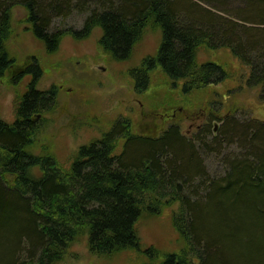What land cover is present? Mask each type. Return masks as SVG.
Returning a JSON list of instances; mask_svg holds the SVG:
<instances>
[{"label": "trees", "instance_id": "obj_1", "mask_svg": "<svg viewBox=\"0 0 264 264\" xmlns=\"http://www.w3.org/2000/svg\"><path fill=\"white\" fill-rule=\"evenodd\" d=\"M228 1L0 0V78L16 64L6 42L12 8L21 5L49 54L64 36L81 40L99 28L98 46L122 63L147 27L160 30L156 55L126 70L139 94L152 85L155 71L182 96L224 82L231 73L198 61L196 53L201 46L227 47L248 68L242 83L257 88L262 104L264 0H230L227 7ZM74 12L84 14L81 29L49 30L54 18ZM42 74L31 56L10 77L11 84L28 82L14 120L0 119V264H57L83 233L90 253L109 258L134 251L145 259L141 264H264V120L236 118L232 110L218 118L215 133L207 122L188 137L171 122L148 139L134 133L131 118L121 117L79 146L64 167L46 146L31 151L45 129L44 115L57 106L56 84L36 87ZM165 211L181 247L166 253L142 248L138 221Z\"/></svg>", "mask_w": 264, "mask_h": 264}, {"label": "rangeland", "instance_id": "obj_2", "mask_svg": "<svg viewBox=\"0 0 264 264\" xmlns=\"http://www.w3.org/2000/svg\"><path fill=\"white\" fill-rule=\"evenodd\" d=\"M229 3L230 0L225 5L228 7ZM202 6L208 8L205 4ZM213 12L219 14V10ZM83 15L74 12L67 18H54L49 30L68 27L79 30ZM26 18L21 5L12 8L11 35L6 48L16 64L0 78V119L8 123L14 120L16 105L26 90L28 78L17 84L9 83V79L31 56H35L43 71L37 89L47 90L56 84L59 92L57 106L44 115L45 129L31 151L37 154L46 146L64 167H68L79 146L99 138L114 120L121 117L131 118L134 133L148 139H157L171 122L178 123L182 133L188 137L197 134L207 122L211 132L215 133L221 123L218 118L232 110L236 111V118L264 120V103L259 104L255 99L257 88L248 89L242 83L248 68L227 47L211 49L201 46L196 53L198 61H212L231 73L224 82L182 96L179 90L169 89L165 78L155 71L151 75L152 85L139 94L133 90L126 70L138 66L143 57L156 55L161 43L160 30L147 27L133 47L130 58L120 63L110 60L98 46L99 28L81 40L64 36L57 51L49 54L32 35ZM239 86V90L227 93ZM209 116L215 120H209ZM206 165L211 170L217 169L212 161ZM170 223L166 211L160 216H143L136 225L141 247H153L161 253L177 251L181 242ZM144 260L134 251L121 252L109 258L94 255L89 252L87 237L83 233L71 243L57 264H141Z\"/></svg>", "mask_w": 264, "mask_h": 264}]
</instances>
